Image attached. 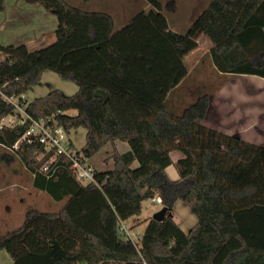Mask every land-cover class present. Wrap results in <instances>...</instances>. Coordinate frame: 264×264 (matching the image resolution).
Listing matches in <instances>:
<instances>
[{
	"label": "trees",
	"instance_id": "obj_1",
	"mask_svg": "<svg viewBox=\"0 0 264 264\" xmlns=\"http://www.w3.org/2000/svg\"><path fill=\"white\" fill-rule=\"evenodd\" d=\"M26 1L57 16L56 40L33 50L0 43V146L16 154L0 157L17 156L36 188L65 202L57 211L30 207L21 226L0 235V251L14 264H264V143L205 123L212 101L202 80L194 101L185 103L181 93L193 70L189 75L181 59L166 70L171 87L182 84L181 97L173 89L159 102L122 92L126 60L111 42L119 29L111 14L66 0ZM197 19L210 41L209 68L264 78V0H210ZM45 71L74 82L77 91L49 84L47 94L28 101L25 94ZM9 115L14 125L4 123ZM26 115L67 132L84 128L78 153L88 161L117 140L130 148L115 149L113 168L95 169L97 181L83 184L69 161L37 139H22ZM174 151L182 153L176 161ZM171 164L176 179L166 171ZM157 197L168 208L163 219L148 218L139 242L124 237L121 223ZM178 201L197 217L187 232L174 218Z\"/></svg>",
	"mask_w": 264,
	"mask_h": 264
},
{
	"label": "rangeland",
	"instance_id": "obj_2",
	"mask_svg": "<svg viewBox=\"0 0 264 264\" xmlns=\"http://www.w3.org/2000/svg\"><path fill=\"white\" fill-rule=\"evenodd\" d=\"M66 1L70 5L79 7L83 10L102 11L111 14L118 26H121L120 24L124 21L125 16L136 12L144 3L143 0ZM159 1L162 4V14L159 13L156 17L160 18L165 16V18L171 22L172 26L175 24L179 25L181 31L178 29V32L174 35L172 29L170 30L163 27L162 34L160 35L169 38V42L158 39V41L155 42L153 49L139 48L137 47L138 45L132 44V47L126 49L125 53H120L128 58L126 60V62L128 61V64L130 63L131 66L132 64H135V68L133 69L128 65L129 74L128 78H126L123 83L122 92L139 98H148L150 101L155 102L164 100L169 93V89H167L169 85L166 70L176 61L181 59L185 62L188 69L193 70V74H191V77H188L181 93L184 97L185 103L190 104L194 101L193 99L196 98L197 89L200 85L199 81H193L192 77L198 75L202 76L203 74L206 75L207 73L208 76L210 75V78L202 81L204 85L201 88L205 91L208 89L215 93V95L211 102V107L214 113L211 112V115L208 116L205 123L208 125H213L216 122L217 124L223 123V125L227 127V124L231 123V120L236 119L229 115V111L232 109L233 112H237L239 117L244 113V115L241 116L244 118V125H242L239 118H237L239 124L236 123V126H238L237 129L242 130L247 136L246 129L251 127L250 122L252 120L254 122V120L258 119L255 117L256 109H258L257 114L261 110L260 100H264V83L259 79L251 78L250 81L254 82L253 85L256 83L260 84L258 89H261V92L258 89L253 92H245L243 94L244 98L239 99L238 102H233L234 99H232V97H227L229 94H223V97H220V94L216 93L218 92V88L216 89L215 86L220 80L217 75L220 72L211 67L209 68L208 63L206 62V49L208 48L209 41L206 42V33L197 19L200 10L205 8L210 0ZM154 20L155 18L152 22H149V24L147 23L148 27L145 31L148 32L147 35L154 34V27L159 26V24H155ZM57 25V16L41 4L29 3L26 0H4V9L0 10V43L3 45L26 44L31 50H33L51 44L56 40L55 30ZM186 25H189L192 28L188 32L183 31ZM42 34L44 35L42 36ZM180 34H185V37L188 35V37L178 39L177 37H182ZM174 40H178L177 43L183 44L184 49H178L179 47L177 48ZM148 41H152L151 38ZM147 43L148 42H146V44ZM4 58L5 54L0 52V60ZM227 79L229 78H226L225 82ZM236 80L238 79L234 78V81L228 84L227 82L229 81H227L225 87H227V89L233 88V86H236ZM237 82L241 84H239V87L246 86L242 83V80ZM245 83L247 84L249 82L246 81ZM49 84L53 88L61 89L66 94H73L76 90L73 88L76 87L74 82L60 77L53 71H46L40 84L36 85L34 89L26 93L25 98H27L28 101H31L37 96H42L50 90ZM153 84L156 87L159 86V88L153 90ZM197 84L199 85L197 86ZM180 92L181 89H178L177 94L173 91L172 95L174 97H176V95L181 97ZM227 99L232 101L229 102ZM247 101H249L248 104L259 101L258 103L260 105L255 107V104H252L254 107H251L250 109L246 107L240 109L239 106H244ZM185 103L183 102V105ZM71 112L75 113L74 110ZM217 112H221L220 115H223L221 120L218 119L219 114H217ZM4 123L6 125H14L16 123V118L13 115H9L4 119ZM242 126L244 128H242ZM233 128L234 127H232L231 130H235V128ZM259 129H264V125H261L260 123ZM234 134L240 136L237 130ZM82 135H84V128H80L77 132H73L75 138L74 142L76 144V146H73L77 149L82 147L85 142L86 135ZM248 135L250 136V134ZM120 144L122 145L123 143ZM3 151L16 155L13 149H7L0 146V156ZM112 152L113 149L111 144L104 146L89 160L90 165L98 170L112 168L113 161L110 158ZM173 158L175 160L178 157L176 158V156L173 155ZM173 170L174 172L169 170L167 173L170 178L176 179L178 174L175 168H173ZM32 179L33 174L17 156L9 158L8 161L0 157V235L21 226L25 219V214L30 207L43 211H57L63 206L65 199H53L47 192L36 188L32 184ZM162 207V203L155 201L153 198L145 199L142 203L141 211L122 222V225L128 229L132 240L139 242V236L143 233L148 218L153 217V215ZM173 213L175 220L184 230H189L197 222L196 215L183 201L176 202L173 207ZM3 253L10 255L6 250H3ZM3 264L6 263L3 262Z\"/></svg>",
	"mask_w": 264,
	"mask_h": 264
},
{
	"label": "crops",
	"instance_id": "obj_3",
	"mask_svg": "<svg viewBox=\"0 0 264 264\" xmlns=\"http://www.w3.org/2000/svg\"><path fill=\"white\" fill-rule=\"evenodd\" d=\"M143 2H144L143 5L136 12L125 16L124 21L122 22V24H120L121 26H119V29L111 37V42L115 46L116 51L118 53H121V52L125 53L126 49H129V48L132 47V44L138 45L137 47H139V48H152L153 49V47L155 45V42L158 41V39L159 40H164L166 42H169V38H167V37L165 38L164 36L160 35V34H162V28L163 27H166V28H168L170 30L172 29V31H174V35L178 32V29L180 27L179 25L175 24L174 26H172L171 22L167 18H165V16L164 17H160V18L156 17L157 14L161 13V8L156 6L151 0H143ZM154 18H155V20H154L155 24H159V26H155L154 27V32H155L154 34H148L147 35L148 32H145L147 27H148L147 23L149 24V22H152ZM191 23H192V21H191ZM190 29H192L191 26L186 25L184 27L183 31L184 32L185 31L188 32ZM184 32H182V33H184ZM185 34H180L182 37H177V38L178 39H182V38L185 37ZM43 35L44 34H42V36ZM136 36H140V37H136ZM187 37H188V35H186L185 38H187ZM150 38H151L152 41H148ZM174 41H175V43H177L178 40H174ZM208 41H209V38L207 36V41L206 42H208ZM146 42H148V43L146 44ZM208 43L210 45V41ZM169 45H170V43H169ZM209 45H208V48L206 49L207 53L209 51L208 50L209 49ZM123 57H124L125 60L128 59L126 56H123ZM208 63H211V62H208ZM128 65H130L131 69L135 68V64H132V66H131L130 63L128 64V61L126 62V64H125V69H126V72H127V77L126 78H128V74H129L128 73V71H129ZM191 71H192V69L191 70L189 69V72H188L189 75L192 73ZM45 72L42 75V80H43ZM217 76H219V79H220L218 81V83H217L220 87H219V89H217L218 92H216V93L220 94L219 95L220 97H223V94H229L227 97H232V99H234L233 102H236V101L238 102L239 99L244 98L243 94L245 92L246 93H248L249 91L253 92L254 90L258 89L260 84L256 83L255 85H253L254 82L250 81L251 78L259 79V80H261V82L264 83V78L263 77L258 76V75H253V74H224V73H219V75H217ZM215 77H216V75H215ZM209 78H210V75L208 76V74L206 73V75L203 74L202 76L201 75L194 76V77H192V80L193 81H200V80L204 81L205 79L208 80ZM226 78H229V79H227V81H229V82L226 81L227 84L233 82L234 78L238 79L235 82L236 86H233V88H231V89L230 88L227 89V87H225L227 85L226 82H225ZM241 80H242V83H244L246 85L245 87H243V86L239 87L240 83H238L237 81H241ZM246 81H248L249 83L246 84L245 83ZM184 84H186V83H184ZM168 85H169V82H168ZM198 85L199 84H197V86ZM181 86H182V84H179L176 87H171L169 85V87L167 89H169V92L173 89L172 91H175L176 94H177V90L181 89L180 88ZM34 87H32L30 90L34 89ZM73 88L76 89L75 90V92H76L77 89H78V86L76 85V87H73ZM158 88H159V86L156 87L154 85L153 90L158 89ZM258 90L261 92V89H258ZM206 91H208V93H210L211 101H212L215 93H213L212 91H209L208 89H206ZM48 92L44 93L43 95L47 94ZM37 97H39V96H37ZM227 100L229 102L232 101V100H229V99H227ZM248 102L249 101H247V103L244 106H239L240 109H243V107H246V108L250 109L251 107H254L252 104H255V107H258V105H260L258 103L259 101L255 102V103H250V104H248ZM260 102H261V110L259 111L258 114H257L258 109H256V111H255L256 112L255 113V117H257L258 119L254 120V122H253V120L251 122L249 121L251 127L249 129H246L247 136L242 132V130L237 129L238 126H236V123L239 124L237 118H239L240 123L242 125H244V118L241 117L242 115H244V113H242V115L239 117V115H237V112H233L232 109L229 111V115H230V117L232 116L233 118H236V119L231 120L230 121L231 123L227 124V127H225L223 125V123L217 124V122L215 124H213V126L215 125L218 129H220V130H222V131H224V132H226L228 134H234L235 131L237 130V132L239 133V135L241 136L242 139H244L246 141H249V142H252V143H255V144H263L264 143V129H259V125H260V123H261V125L262 124L264 125V104H263L264 100H262V101L260 100ZM211 112L214 113V111L212 110V107H211ZM211 112H210V115H211ZM220 113L221 112H219V113L217 112V114H219V117H218L219 120H221V118L223 116V115L221 116ZM230 117H227V118H230ZM235 120H237V121H235ZM232 127H234L235 130H231ZM242 128H244V127L242 126ZM79 129L80 128L71 129L70 131H68V135H69L70 139L73 141V144L75 146H76V144L74 142L75 138L73 136V132H77ZM248 134H250V136ZM85 135H86V130L84 129V135H82V136H85ZM85 140H86V138H85ZM84 143H83V145H84ZM120 143H123V144L121 145ZM111 146H112L113 152H114L115 149H117L120 152H125V151H127L130 148L129 145L126 142L119 141V140L115 141V143L111 144ZM113 152H112V154H113ZM173 155H175L176 158L178 157L177 159L182 157V153L180 151L172 152V158H173ZM177 159L174 160V158H173L174 161H176ZM113 165H114V162H113ZM173 168H175V166H174V164H171L170 166H168L166 168V171L168 172L170 170V171L174 172ZM109 169H111V168H109ZM103 170H105V169H103ZM176 172H177V170H176ZM177 174H178V172H177ZM174 218H175V216H174ZM185 231L187 232L189 230H185ZM3 262H5L6 264H14V261H13L12 257H10V255H7L6 253H3V250H1L0 251V264H3Z\"/></svg>",
	"mask_w": 264,
	"mask_h": 264
},
{
	"label": "built area",
	"instance_id": "obj_4",
	"mask_svg": "<svg viewBox=\"0 0 264 264\" xmlns=\"http://www.w3.org/2000/svg\"><path fill=\"white\" fill-rule=\"evenodd\" d=\"M16 106L19 111L24 112L20 105L16 104ZM26 117L30 118L31 121L22 139H37L43 143L47 151L53 150L55 156L60 155L69 161L70 170L81 183L87 184L97 181L95 169L84 155L78 153V149L73 146L72 140L64 128L49 124V120L45 118L34 119L29 115ZM44 169L46 170L47 166ZM155 201L162 202L160 197L155 198ZM120 229L124 237L132 239L128 229L122 223Z\"/></svg>",
	"mask_w": 264,
	"mask_h": 264
},
{
	"label": "water",
	"instance_id": "obj_5",
	"mask_svg": "<svg viewBox=\"0 0 264 264\" xmlns=\"http://www.w3.org/2000/svg\"><path fill=\"white\" fill-rule=\"evenodd\" d=\"M167 211H168V208L164 206L153 215V218L160 221L163 219Z\"/></svg>",
	"mask_w": 264,
	"mask_h": 264
}]
</instances>
